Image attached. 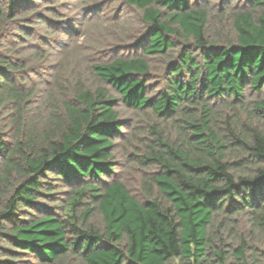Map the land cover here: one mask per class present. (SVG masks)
<instances>
[{
  "label": "trees",
  "instance_id": "obj_1",
  "mask_svg": "<svg viewBox=\"0 0 264 264\" xmlns=\"http://www.w3.org/2000/svg\"><path fill=\"white\" fill-rule=\"evenodd\" d=\"M0 264H264V0H0Z\"/></svg>",
  "mask_w": 264,
  "mask_h": 264
},
{
  "label": "rangeland",
  "instance_id": "obj_2",
  "mask_svg": "<svg viewBox=\"0 0 264 264\" xmlns=\"http://www.w3.org/2000/svg\"><path fill=\"white\" fill-rule=\"evenodd\" d=\"M84 37H85L84 34H80V35H79V40H80V41H83V40H84Z\"/></svg>",
  "mask_w": 264,
  "mask_h": 264
}]
</instances>
